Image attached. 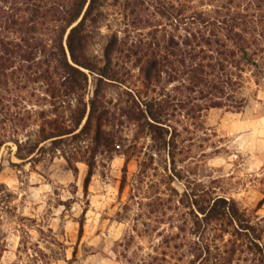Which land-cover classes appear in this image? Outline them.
Here are the masks:
<instances>
[{"label":"rangeland","instance_id":"rangeland-1","mask_svg":"<svg viewBox=\"0 0 264 264\" xmlns=\"http://www.w3.org/2000/svg\"><path fill=\"white\" fill-rule=\"evenodd\" d=\"M68 4L0 0L20 22L32 20L38 6L45 43ZM99 18L88 30V50L108 54L118 77L106 87L104 129L113 142L97 155L87 189L85 162L74 173L58 153L24 162L13 142L0 148V264H259L235 224L202 223L194 202L232 199L264 230V0H104ZM2 25L0 32L19 40ZM203 26L205 62L232 82L221 85V106H190L171 118L179 134L173 160L133 116L134 101L145 109L163 85L179 84L166 82L165 67L148 82L147 62L169 39ZM15 82L7 88L13 93L3 92L24 99L18 105L27 106L35 128L37 113L51 108L44 89L31 96L36 83ZM96 83L90 75L87 98Z\"/></svg>","mask_w":264,"mask_h":264},{"label":"trees","instance_id":"trees-1","mask_svg":"<svg viewBox=\"0 0 264 264\" xmlns=\"http://www.w3.org/2000/svg\"><path fill=\"white\" fill-rule=\"evenodd\" d=\"M103 4L104 0H69L66 14L56 21L51 43H45L41 37L43 28L39 26L42 23L38 6L33 9V19L26 22L5 15L0 8V27L4 23L5 29L15 31L19 38L16 41L0 32V148L13 142L17 157L24 162L58 153L74 173L78 172L77 163L85 162L89 168L85 189L97 155L113 142L104 129L108 122L106 87L118 77L108 54L102 57L88 50V30L99 23ZM51 12L49 9L47 14ZM206 30L203 26L188 31L180 40L171 38L162 53L157 57L153 53L147 62L145 79L155 81L160 67H165L166 82L179 84L171 90H165L163 85L162 92L144 101L145 109L139 108L140 98L134 101L139 110H135L133 116L138 121L143 119L140 126L146 129L157 149L168 152L173 160L179 134L176 126L170 124L171 118L178 110L190 106L197 110L221 106L223 102L218 95L224 92L221 85L232 82V76L214 73L205 62L210 58L204 49L210 38ZM234 37L241 38V35L234 33ZM90 75L97 83L92 96L87 98ZM15 81L36 83L37 86L31 87V96L36 95V89H44L45 96L41 99L51 108L37 113L35 128L27 122L33 115L25 117L30 113L27 106L18 105L24 99L19 95L6 96L3 92L13 93L7 88ZM27 128L31 129L30 134L20 138L19 130ZM0 187L5 186L0 183ZM212 201L197 199L194 202L203 214L202 223L235 224L234 234L242 237L247 248L259 255V264H264L263 228L254 225L234 200L220 197Z\"/></svg>","mask_w":264,"mask_h":264}]
</instances>
